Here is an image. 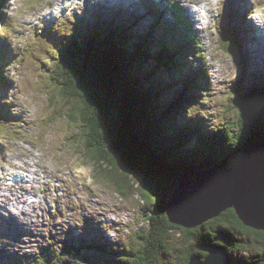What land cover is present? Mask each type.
<instances>
[{
    "label": "rangeland",
    "instance_id": "obj_1",
    "mask_svg": "<svg viewBox=\"0 0 264 264\" xmlns=\"http://www.w3.org/2000/svg\"><path fill=\"white\" fill-rule=\"evenodd\" d=\"M49 1L0 0V12L2 14L0 15V32L5 30L7 24L12 28H16L13 34L17 36V41H14L12 45L9 38L4 40L3 35L0 33V43L4 45L8 41L13 50H11V47H8L7 50L14 54V56L8 58V72L3 73L4 77L14 78L12 81L14 89L10 92L0 83V94H2L1 98L4 99L6 104L12 105L11 107L15 111L12 116L16 118L24 117V120L21 121L23 122L22 126L16 122H12L11 126L7 125L0 118V186L5 189V183L14 184L15 178H9L6 181L3 179L5 172H8L9 169L7 168L9 164H6V162L9 160V163L12 164L11 156L13 161H18L16 160V158H19L18 155L24 156L21 148L22 144L26 152H28L26 147L28 150L36 149L38 153L41 151L43 157L40 158V162L50 172V174L45 175L38 174V179L30 182L28 188L31 195H41V201H47L45 204L34 202L31 205L28 203L24 205L12 198L11 194L7 195L6 192L0 191V219H5V226L0 227V250L4 255L14 254L16 253V246L23 245L22 252H17L18 254L15 256H1L0 264H43L38 262L35 256L39 255L45 246H47L46 248H56L53 251L47 250L49 258L45 259L46 264H71L73 262L107 264L103 260L101 262L97 259L99 253L95 254L93 252L79 258L73 252V248L76 246V248H79L78 246L81 245L82 241L93 238L101 240L98 242L102 246L110 247L108 251L111 253L108 258H111L112 264H123L124 253L118 247L120 243L130 251L133 247L138 251V248L143 245L140 236L146 234L148 236L151 233V223L147 225L148 221H145V201L137 192L127 195L121 193L118 189L122 182L119 183L111 176L110 167L112 166L105 162L100 163L96 150L86 144L85 133L82 136L85 129L82 126V116L78 115V112L72 108L75 105V100L71 97H65L60 88L61 84L65 85L59 74L60 72H56L55 66L49 67L50 55L48 52L50 53L51 47L54 45L47 40V31L44 28L54 29L62 23L61 29H70L76 22V16L80 25L85 24L88 25V29L90 27L94 29L96 20L98 27H102L103 31L107 33L106 36L102 35L100 43L103 42L104 46L108 45V49H113V47L120 48V40L123 41L124 39L123 34L117 30L124 24L125 41L121 46L125 47L127 52L136 55L133 49L138 50L139 47L141 53L144 51L150 53L149 43H151L152 52H159L156 42L159 39H164V35L161 34L165 31L162 28L163 20L162 18L155 19L152 15L153 12L149 13L147 11L146 7L152 0H63L65 11H62L64 8L58 6L61 4L46 5ZM172 1H179L183 5L182 7L185 8V12L191 8H194L195 11L201 8L199 2H197L198 0L191 2L189 8L187 5L188 0ZM248 1L220 0L216 2L214 0L211 13L209 15L200 13L205 16L204 21L195 20L193 24L194 29L202 33L200 34V37H202L200 40L203 49L201 50L199 46V48L194 49L195 53H206L204 60L208 64L205 63V65L212 72L211 80L214 88L212 101L215 102L210 106L211 115L208 116V120L212 124L215 117L222 116L223 106L230 104L231 98H238L236 90L233 93L230 86L236 87L234 84L239 80L241 72L251 74L256 73L257 70H264L263 54L259 52L257 47L252 48L247 43L240 41V38L239 41L242 45L237 42L234 43L241 54L243 48L247 47L244 55L250 73L249 70L244 72L243 69H239V61L235 57L237 52L230 53L228 45L220 43L219 24L222 25L220 21H222L221 16L224 13L227 15L223 18L225 19L224 22L228 21L229 29L235 31L237 28L238 36L253 31V22L245 24L248 19L251 21L256 20L258 21L256 24L262 26L264 0H256V2L259 1V4L254 10H252L253 6L248 5ZM1 4H4V6ZM106 5L109 7H106L105 10L103 6ZM44 9H51V11L47 12ZM124 13L127 18H123ZM192 13L194 12L191 11ZM71 17H74L73 25L70 23ZM192 17H195V13L192 14ZM192 17L191 19L194 20ZM176 21L180 22L181 20L176 19ZM114 30L118 35H116L115 41L111 43L113 44L112 47L107 43L115 35ZM175 36L177 37L176 33ZM191 36H194V33ZM172 40L173 35L168 42ZM164 43L169 52L172 50L169 46L175 49V52L171 54H173V60L176 61L178 52H180L178 45L173 42L168 45L165 39ZM180 46L184 51L192 52L191 44ZM196 46H198L197 43ZM120 50L125 51L121 48ZM248 51L254 55L256 52L259 53V56H255L261 60L254 59ZM164 52L167 57H171L172 61L171 54ZM5 54L8 56L7 51H5ZM2 60L5 61V59ZM146 64L142 68L136 69L134 67L132 74L146 82V85L151 88L152 94H155L161 104L175 105L176 101H173V99L178 92L182 96V93L187 91V87L184 88L183 84L177 85L173 78L171 80L168 78L162 79L164 86L160 79L152 82L154 77L151 76L156 77V74L154 75L151 66L147 68ZM6 67L7 63L5 64ZM159 68L157 67V69ZM54 74L61 84L56 83L52 78ZM185 74L190 76L189 72ZM205 79L210 82L207 76ZM92 82L96 81L90 83ZM237 87L244 95L247 93L239 84ZM11 96H13V101ZM99 100V97L96 96L97 105L95 107L101 106ZM249 101L254 104L253 98ZM95 109V112H99L97 108ZM212 109L213 111H211ZM214 109H217V111H214ZM5 110L9 113L6 108ZM251 131L253 132V129L250 130V134ZM248 135L245 132L244 137ZM252 138L255 139L256 136H252ZM252 138L247 137V141L251 142ZM6 153H8V156H6ZM59 167L61 170L58 169ZM14 168L12 165L9 173H12ZM24 172L26 175L29 173ZM12 177H14V174H12ZM7 197L9 198L7 199ZM41 205L43 206L39 207ZM26 214L31 216L36 226H28L27 222H22V218ZM34 215H37V217ZM17 220L21 221L16 222ZM20 223L25 224V230L30 233L29 239L20 235L21 227L18 230L16 228L10 229L15 224L20 225ZM9 234L12 243L9 242ZM170 234V237H165L169 241L170 249L167 251L168 254L164 255L165 257L160 256L159 261L161 262L159 264H178L183 251L182 247H185L182 232L171 229ZM256 237L258 236L255 234L239 233V241L243 242L245 247L235 253L238 262L249 264L253 259L250 256H255L261 250V244L263 243H260L261 240L256 239ZM189 242L193 243V237ZM211 244L215 243H210L208 246ZM150 246L152 244L149 245L147 251L150 250ZM64 251H67V255L62 258ZM52 253L54 254L50 257Z\"/></svg>",
    "mask_w": 264,
    "mask_h": 264
},
{
    "label": "trees",
    "instance_id": "obj_2",
    "mask_svg": "<svg viewBox=\"0 0 264 264\" xmlns=\"http://www.w3.org/2000/svg\"><path fill=\"white\" fill-rule=\"evenodd\" d=\"M4 4L1 5L4 6ZM0 15H2L1 12ZM177 23L181 25L179 21ZM82 26L76 25V28L69 32L63 40L57 37L49 38L54 41V46L51 47L53 52L51 58L55 59L49 63L56 67V72H60L65 85L57 81L55 74L52 78L56 83L61 84L60 88L65 97L75 100L72 108L82 116V126L85 128L82 136L85 133L86 144L96 150L99 162H107L114 170L118 166L119 159L112 154L114 151L112 152L111 146L115 148V145L119 144L125 150L127 148V157L129 156L136 166L134 171L121 166L124 172L115 169V173L111 176L119 183L122 182L120 186L118 185L121 193L127 195L137 192L145 201V221H148L147 225L151 223V233L148 236L147 234L140 236L143 245L138 248V251L135 247L130 251L120 243L118 247L124 253L123 264H159L160 256L165 257L170 249L169 241L165 237H170L171 229L179 230L184 234L185 247H182L183 251L178 264H188L192 255L196 254L205 258L208 255L207 248L210 243L225 244L230 252L231 264H242L235 257V253L245 247V244L239 241V233L258 236L256 239H260V243L263 244L258 254L250 256L253 259L249 264H264V232L244 226L233 209L226 210L219 217L197 228H185L167 220L165 213L167 199L164 202L159 201L162 193H168L171 188L179 184L185 172L182 166L183 161L194 165L196 170H209L212 164L217 163L218 167L225 172L234 171L242 153L251 148L257 140L264 139V121L261 120L255 121L252 127L254 134L252 131L251 134L253 137L256 136L255 139L251 134L244 137V140L239 136L241 130L252 121L255 113L254 104L249 101V98H244L247 93L241 96V91L237 93L236 90L238 98H231V103L223 106L228 110L222 108V116L214 120L217 123L216 127H212L211 124L204 125L208 121L205 116L210 113L205 110L202 112L204 108L200 107L208 100L203 99V96L205 97L204 92L207 93L210 88V83L206 81V74L203 70L205 77L199 71L191 69L188 55L183 49L178 52L176 63L175 60L172 62L171 57H167L164 52H168L164 39L169 45L168 39L164 38L156 42L159 52L151 50V54L145 51L141 53L137 45L138 50L133 49L136 55H132L121 46L125 41V33L122 29L125 28L124 24L117 30L120 33L123 32L124 39L119 40L120 48L125 51H121L119 47L114 48L111 44L118 35L115 30V35L107 43L113 49H108V45L104 46L103 42L100 43L102 35L106 36L107 33L102 27H98L96 20L94 29L91 27L88 29V25L85 24ZM6 28L11 30L7 24ZM1 34L4 40H7V36H11L10 31ZM188 42L192 43L191 40ZM149 48H151V43H149ZM7 49V46L1 45L0 47V54L6 61H8L6 58H9L5 54ZM171 49L175 52V49ZM232 49L229 50L233 52ZM63 62L65 64H62ZM145 63H147L146 67L151 66L154 75L156 74V77L152 76L154 77L152 82L158 79L162 81V79L171 80L173 78L177 85L183 84L187 87V91L182 93V96L178 92L173 99L176 101L175 106L169 104L168 108H165L155 94H152L146 82L132 74L134 67L142 68ZM175 64L179 66L175 67ZM157 67L160 68L157 69ZM4 69L5 66L2 64L0 70ZM186 72H189L190 76L186 75ZM186 79L189 83H184ZM94 80L96 82L90 83ZM84 84L85 89H83ZM96 96L99 97L101 106L95 107L97 105ZM176 107L177 111H174ZM95 108L99 112H95ZM180 115H182L181 118H179ZM198 123L211 131L201 133L200 129L194 125ZM189 125L193 128H187ZM193 135L200 140H192L195 138L192 137ZM247 137L253 140L248 142ZM182 158L184 160H181ZM163 185L167 187L166 192L162 190ZM152 189L158 190V193L154 195ZM192 237L193 243L191 244L189 240ZM98 241L100 240L94 238L84 240L78 246L79 248H76L77 246L73 248V252L79 258L93 252L99 253L97 258L99 261L103 260L107 264H112L113 261L108 258L111 253L108 251L110 247L102 246ZM151 244L150 250L147 251ZM53 249L56 248H46L35 256L36 260L46 264L45 259L49 258L47 250L53 251ZM66 255L67 251H64L62 258ZM71 264L82 263L73 262Z\"/></svg>",
    "mask_w": 264,
    "mask_h": 264
},
{
    "label": "water",
    "instance_id": "obj_3",
    "mask_svg": "<svg viewBox=\"0 0 264 264\" xmlns=\"http://www.w3.org/2000/svg\"><path fill=\"white\" fill-rule=\"evenodd\" d=\"M83 87L86 88L85 84ZM111 149L119 159L116 171L124 172L121 166L130 171L136 170L134 162L127 157V148L125 150L116 144ZM182 166L185 172L179 184L159 198L160 202L167 199L165 213L170 223L196 228L233 209L244 226L264 232V140H257L242 153L234 171L225 172L217 163L212 164L209 170H196L187 161H183ZM110 169L112 174L114 170ZM166 189L163 185L162 190L166 192ZM152 192L155 195L158 190L152 189ZM207 251L209 254L205 258L196 254L188 264H231L230 252L225 244H211Z\"/></svg>",
    "mask_w": 264,
    "mask_h": 264
},
{
    "label": "bare ground",
    "instance_id": "obj_4",
    "mask_svg": "<svg viewBox=\"0 0 264 264\" xmlns=\"http://www.w3.org/2000/svg\"><path fill=\"white\" fill-rule=\"evenodd\" d=\"M194 1H197V0H188V7H190L191 6V2H194ZM210 1H212L213 2V0H203V1H197V2H199V5H200V7L201 8H199L196 12H197V14H196V17H194V19L196 18H200V19H202L203 18V13L204 14H207V15H209V13H211V9H212V4H211V2ZM62 2H63V0H50L49 1V3H47L46 5H54V4H62ZM135 2V1H134ZM110 5V4H109ZM106 7H109V6H103V8L106 10L107 8ZM128 9V8H127ZM207 9V10H206ZM112 10H115V9H112ZM192 12H194L195 13V11H193V9H190ZM176 12H174V14H175ZM194 13H192V14H194ZM202 15H201V14ZM149 16V15H148ZM174 17L175 16H177V14L176 15H173ZM123 18H127L126 17V14L124 13V17ZM263 19H264V17H263ZM177 22V21H176ZM135 24V23H134ZM12 25V24H11ZM8 27L9 28H11V30H9V29H7V28H5V30H2L1 31V33H7V32H11V31H14V30H16V28H12V26H9L8 25ZM181 27H182V29H186V27H185V25H183V24H181ZM116 28V27H115ZM167 28H168V30L172 33V35H173V40L171 41V42H173L174 44L176 43L177 45H178V48H179V51H181V46L180 45H187V44H190L188 41L189 40H191L190 38H180L179 39V35H180V30L179 29H177V28H175L174 27V31L173 30H171L168 26H167ZM154 29V28H153ZM84 32V31H83ZM175 33H176V35H177V37L175 36ZM200 34H202L201 32H199L197 35V38H201L200 37ZM256 34H261L259 31H257L256 30V33L253 35V36H251L249 33H243V34H240V36H238L237 37V40H238V42H239V38H240V41H242V42H245V43H247L248 45H250L252 48H258L260 51H261V53H263V55H262V59H264V47L262 48V44H263V39H262V35H260L259 37H257V40L255 39L256 38ZM163 35V34H162ZM7 36V35H6ZM146 36V35H145ZM7 38H9V40H10V42L12 43V45L14 44V38L12 37V36H7ZM186 40H188V41H186ZM220 40V39H219ZM192 41V40H191ZM258 42V44H256L255 42ZM8 42V41H7ZM221 43V42H220ZM222 44V43H221ZM191 45H192V52H188V51H185L186 52V54L189 56V57H192L194 54H195V50H194V45H193V43H191ZM146 46H148V45H146ZM10 47H11V45H10ZM146 48V47H145ZM149 48V47H148ZM11 50H13L12 49V47H11ZM150 50H152L151 48H150ZM10 51V50H9ZM159 51V50H158ZM1 53V52H0ZM151 53V52H150ZM11 54H12V52H11ZM173 55V54H172ZM255 55L256 56H259V53H255ZM243 57H244V62L245 63H248L246 60H245V55H243ZM2 59H4L3 57H2V55L0 54V63H1V65L2 64H4V66H5V61H3ZM199 61L200 62H202L200 59H199ZM1 65H0V68H1ZM190 65H191V67L192 68H196V69H198V71L200 72V74L203 76V77H205V75H204V73H203V71L205 72V74H206V76L208 77V79H212V72H211V70L207 67V65H205V64H203L202 66H201V68L197 65V64H195L194 62H190ZM9 66H10V68H11V65L9 64ZM195 69V70H196ZM203 70V71H202ZM8 72V62H7V67L4 69V70H0V83L9 91L10 90V92H12L13 91V89H14V85H13V78L11 79V78H9V76H7V77H4L5 75L3 74V73H7ZM239 73H240V71H239ZM152 77V76H151ZM264 77V70L262 71V72H260V73H258L257 75H255V74H244L243 72H241V75L239 76V80H237L236 82H235V84H234V86H236L235 88H233V87H231L230 86V88H231V90H232V92L233 93H235V89L237 90V91H239V88L237 87V85L239 84V86H241L244 90H245V92H249V91H254V90H256V91H258V92H260V89H263V87H264V81L263 82H260L259 81V78H260V80L262 79ZM184 83H189V81L186 79L185 81H184ZM185 86V85H184ZM208 86V85H207ZM185 88V87H184ZM229 88V89H230ZM263 92H264V90H263ZM262 92V93H263ZM1 95L2 94H0V98H1ZM14 96V95H13ZM13 96H11V99L13 98ZM12 101H13V99H12ZM16 103V102H15ZM12 106V105H11ZM10 105H8V104H6L5 103V101H4V99H2L1 98V100H0V118H2V121H3V123H5V124H9L10 126H11V123L12 122H16L18 125H20V126H22V124H23V122H21V121H23L24 120V117H19V118H16V117H14V116H12V113H14L15 111H14V109H12V107H11ZM9 111V113H7V111L5 110V108ZM15 114V113H14ZM182 114H184L183 113V111H182ZM15 123V124H16ZM206 123H208V124H210V122L209 121H206L205 122V124L204 125H206ZM4 124V125H5ZM14 125V124H13ZM186 130H187V128H186ZM21 148H22V145H21ZM250 148H248L247 150H249ZM246 150V151H247ZM24 156H25V159H23V160H21V159H19V158H16V160H18V161H12V164H13V166L15 167L14 169H13V171H12V173H9V170H10V168L12 167V164L11 163H9L8 161L6 162V164H9V166H7V168H9L8 169V172L6 171L5 172V176H4V178L3 179H5V181L7 180V179H9V178H15V180H14V184H9V183H5V189L3 188V187H1L0 186V191H4V192H6V194L7 195H10L11 194V197L12 198H14L17 202H21V203H23L24 205H27V203L29 204V205H31L32 203H34V202H37V203H43L42 201H41V196H37V195H34L35 197L34 198H31V199H28V196H31L30 195V193H29V190H28V188H29V183H30V180L31 181H36L37 179H38V174L40 173V171L43 169V165H39V158L41 157V155H39V156H29V155H27V153L26 152H24ZM27 163H29L30 165L29 166H27ZM16 165V166H15ZM58 169H60L61 170V168L59 167ZM24 171H27V172H29L27 175H26V173L24 172ZM12 174H14V177H12ZM207 174H213V173H207ZM206 174V175H207ZM35 175V176H34ZM35 193V192H34ZM37 194V193H36ZM9 197H7V199H8ZM25 200H26V202H25ZM45 202H47V201H44V204H45ZM13 204V203H12ZM19 205H21V204H19ZM34 216H36L37 217V215H34ZM23 220H22V222H27L26 224L28 225V226H36V224H35V222L33 221V219H31V216H27V214L22 218ZM1 221H0V227H4L5 226V221L3 220V219H0ZM14 221V220H13ZM19 221H21V220H17L16 222H19ZM15 222V221H14ZM23 226V227H22ZM19 227H21L22 229H21V233H20V235H22L23 237H25L26 239H29V237H30V233L29 232H27L26 230H25V228H26V226H25V224H21L20 223V225H18V224H15L12 228H10V229H15L16 228V230H18V228ZM9 242L10 243H12V241H11V236H10V234H9ZM22 249H23V245H21V246H19V245H17L16 246V248H15V251H16V254H18L17 252H22Z\"/></svg>",
    "mask_w": 264,
    "mask_h": 264
}]
</instances>
